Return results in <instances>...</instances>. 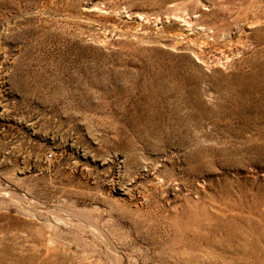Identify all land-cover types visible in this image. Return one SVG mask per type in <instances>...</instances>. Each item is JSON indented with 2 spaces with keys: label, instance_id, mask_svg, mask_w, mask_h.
<instances>
[{
  "label": "rangeland",
  "instance_id": "374dc122",
  "mask_svg": "<svg viewBox=\"0 0 264 264\" xmlns=\"http://www.w3.org/2000/svg\"><path fill=\"white\" fill-rule=\"evenodd\" d=\"M0 264H264V0H0Z\"/></svg>",
  "mask_w": 264,
  "mask_h": 264
},
{
  "label": "bare ground",
  "instance_id": "6f19581e",
  "mask_svg": "<svg viewBox=\"0 0 264 264\" xmlns=\"http://www.w3.org/2000/svg\"><path fill=\"white\" fill-rule=\"evenodd\" d=\"M93 229H94V228H93ZM94 231H95V229H94ZM97 231H98V230H97ZM97 235H98V234H97ZM99 235H100V234H99ZM102 237H103V236H102ZM103 238H104V237H103ZM103 238H102V239H103ZM103 240H104V239H103Z\"/></svg>",
  "mask_w": 264,
  "mask_h": 264
}]
</instances>
